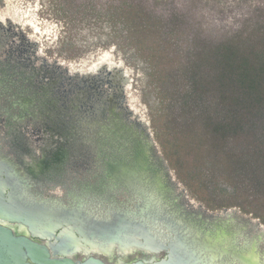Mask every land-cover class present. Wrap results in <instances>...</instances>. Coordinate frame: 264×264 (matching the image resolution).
<instances>
[{
	"label": "water",
	"instance_id": "water-1",
	"mask_svg": "<svg viewBox=\"0 0 264 264\" xmlns=\"http://www.w3.org/2000/svg\"><path fill=\"white\" fill-rule=\"evenodd\" d=\"M11 53L6 61L0 60V100L11 102L9 109L0 103V110L19 123L41 121L60 143L88 144L87 153L104 163L97 190L119 193L122 200L108 194L96 202L69 200V206L55 199L38 201L26 193L35 186L19 166L0 155V264H264L263 228L228 209L210 216L191 213L175 194L164 160L144 126L130 120L123 108L115 111L117 94L108 93L103 100L96 81L85 79L70 85L69 92L75 94L63 100L55 91L58 79L49 76L47 83L52 85H44L45 74L29 73V65ZM13 109H19V115H13ZM14 202L37 219L19 216L11 208ZM8 223L26 226L33 236L15 232ZM99 228L105 229V237L97 236ZM251 229L258 235L250 237ZM95 251L111 258L118 253L119 259L103 260ZM134 252L157 258L130 259ZM80 253L84 256L78 259Z\"/></svg>",
	"mask_w": 264,
	"mask_h": 264
},
{
	"label": "rangeland",
	"instance_id": "rangeland-1",
	"mask_svg": "<svg viewBox=\"0 0 264 264\" xmlns=\"http://www.w3.org/2000/svg\"><path fill=\"white\" fill-rule=\"evenodd\" d=\"M3 10L19 11L22 20L9 22V30L8 25H1V61L13 51L16 60L29 65V73L45 74L41 76L44 85H52L47 83L49 76L58 79L55 91L63 100L75 94L69 92L70 85L85 79L96 81L103 100L108 93L117 94L115 111L123 108L130 120L144 126L164 160L175 194L181 195L191 213L210 216L228 209L264 230V200L229 187L218 190L230 185L229 181L209 178L200 169L203 154L186 135L177 134L171 117L175 110L170 108L177 103L171 89L184 90L183 73L193 43H217L250 31L264 18V0H2L0 13ZM35 84L39 86L37 79ZM0 103L9 107L11 102ZM11 111L19 115V109ZM3 118L0 111L2 128ZM22 124L31 138L41 136L36 132L41 121ZM20 204L14 202L11 208L19 216L37 219ZM96 232L100 237L107 233L100 228Z\"/></svg>",
	"mask_w": 264,
	"mask_h": 264
},
{
	"label": "trees",
	"instance_id": "trees-1",
	"mask_svg": "<svg viewBox=\"0 0 264 264\" xmlns=\"http://www.w3.org/2000/svg\"><path fill=\"white\" fill-rule=\"evenodd\" d=\"M256 23L217 43L196 40L170 108L177 134L203 154L200 169L229 181L218 190L264 200V18Z\"/></svg>",
	"mask_w": 264,
	"mask_h": 264
},
{
	"label": "flooded vegetation",
	"instance_id": "flooded-vegetation-1",
	"mask_svg": "<svg viewBox=\"0 0 264 264\" xmlns=\"http://www.w3.org/2000/svg\"><path fill=\"white\" fill-rule=\"evenodd\" d=\"M10 15L11 13L7 14V11L4 10L0 13V27L1 25L4 27L8 25ZM6 108L9 109V107ZM3 111L1 112L6 122L3 128L0 127L2 128L0 129V155L6 161L9 160V157L13 159L14 164H17L19 170L25 175L27 182L35 186L26 192L29 196L31 195L38 201L55 199L58 201L57 203H62L64 206H69V200L73 202L75 199L85 203L101 201L108 194L121 199L119 193L112 194L109 193V190H97L100 186L99 181L103 178L104 163L87 153L88 144H82L81 147V145H73L72 142L60 143L58 142L59 137L52 136L44 126L36 129V132H41V136L31 138L26 131L27 126H23L22 122L17 123L12 117L6 116ZM45 130H47V134L43 132ZM82 150L84 154L78 155L77 153L81 154ZM88 194L90 195L89 198L86 196ZM96 194L97 198L94 197ZM8 225L15 232L21 231L31 237L33 236L24 225L17 223H8ZM199 230L201 231V229ZM252 232L253 229L250 231V237L258 235L257 232ZM33 240L48 243L47 239L40 237H33ZM93 253L107 261L119 259L118 253L113 254V258L110 257L111 255L107 256L100 251ZM147 254L134 252L130 259L133 256L142 255L150 259L157 258L155 254ZM83 256L82 253L76 255L78 259ZM120 257L123 258V256Z\"/></svg>",
	"mask_w": 264,
	"mask_h": 264
},
{
	"label": "crops",
	"instance_id": "crops-1",
	"mask_svg": "<svg viewBox=\"0 0 264 264\" xmlns=\"http://www.w3.org/2000/svg\"><path fill=\"white\" fill-rule=\"evenodd\" d=\"M8 5V4H7ZM8 7V9H9V5L7 6ZM6 12V11H5ZM13 12H14V14H13ZM8 13H12L11 14V17L9 18L10 19V23H14L13 22V20L14 19H17V21H19V20H22V15L19 13V11H16V10H14V11H9V10H7V14ZM20 14V15H19ZM10 28H11V26H10ZM8 30H9V25H8Z\"/></svg>",
	"mask_w": 264,
	"mask_h": 264
},
{
	"label": "bare ground",
	"instance_id": "bare-ground-1",
	"mask_svg": "<svg viewBox=\"0 0 264 264\" xmlns=\"http://www.w3.org/2000/svg\"><path fill=\"white\" fill-rule=\"evenodd\" d=\"M227 243L229 244L230 242L227 241Z\"/></svg>",
	"mask_w": 264,
	"mask_h": 264
}]
</instances>
